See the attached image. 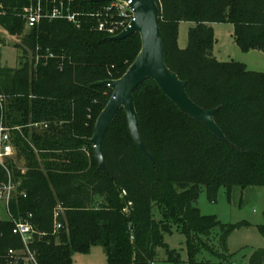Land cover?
<instances>
[{"label": "trees", "instance_id": "trees-1", "mask_svg": "<svg viewBox=\"0 0 264 264\" xmlns=\"http://www.w3.org/2000/svg\"><path fill=\"white\" fill-rule=\"evenodd\" d=\"M6 1L15 6L18 0ZM156 2L167 66L187 83L199 107L218 109L215 122L230 144L181 112L148 79L134 92V101L155 164L134 144L121 109L103 145L109 174L100 171L90 143L91 119L105 109L113 90L98 83L126 74L141 51L140 35L113 41L99 32L96 14L108 3L92 0L74 2L83 14L80 28L56 21L28 29L17 17L2 19L3 29L20 41L22 63L16 70L0 69V94L6 97L0 121L20 128L13 131L15 159L6 168L0 164V187L10 178L17 186L11 220L0 221V264H32L9 255L24 249L13 220L29 215L40 233L31 247L37 264H72L75 253L98 245L106 249L108 264H153L159 247L176 264L181 255L165 243L174 228L187 238L190 264H197L196 256L209 248L204 238L217 230L225 252L221 258H231L227 242L236 226L202 215L194 203L203 188L215 201L222 187L264 186V73L214 58L213 26L232 24L243 52H264V0ZM182 22L194 25L185 50L178 47ZM59 207L62 228L55 234ZM155 207L161 210L159 221ZM259 230L264 236V226ZM250 264H264V248L254 251Z\"/></svg>", "mask_w": 264, "mask_h": 264}, {"label": "rangeland", "instance_id": "rangeland-1", "mask_svg": "<svg viewBox=\"0 0 264 264\" xmlns=\"http://www.w3.org/2000/svg\"><path fill=\"white\" fill-rule=\"evenodd\" d=\"M193 24L182 22L179 24L178 47L187 49L189 45L190 30ZM215 45L212 52L214 58L223 63H242L250 71L264 73V52H243L235 43V28L232 24H214ZM4 46L0 51V69H19L22 63V52L16 47L20 43L16 38L3 32ZM113 92V91H112ZM109 103V102H108ZM102 113V112H101ZM91 119L93 130L97 119ZM93 148V146H92ZM18 166L22 168L21 163ZM202 215L216 217L226 226H236L228 242L227 251L231 258L223 260L225 253L221 246L220 231H215L210 239H205L209 247L196 256L197 264H250V257L254 251L264 248V236L259 230L264 226V186L247 188L233 187L231 191L222 187L215 201H211L203 188L194 203ZM153 215L161 220V210L155 207ZM6 202L0 203V221H10ZM244 223L245 226L237 227ZM165 243L170 251L181 255V262L176 264H190L187 238L180 229L174 228L172 234L165 236ZM72 264H108V255L102 245L94 246L88 253H75ZM153 264H172L168 262L166 249H157V258Z\"/></svg>", "mask_w": 264, "mask_h": 264}, {"label": "water", "instance_id": "water-1", "mask_svg": "<svg viewBox=\"0 0 264 264\" xmlns=\"http://www.w3.org/2000/svg\"><path fill=\"white\" fill-rule=\"evenodd\" d=\"M95 3H109L114 0H92ZM130 3L135 14L131 26L113 37V41H123L132 35L141 37L142 48L134 63L119 80H108L98 86L113 90V95L100 114L94 127V135L90 140L98 169L106 174L109 171L105 164L103 145L105 136L121 109H124L131 138L138 150L152 163L155 161L147 150L140 131L139 116L134 101V92L148 79L153 80L164 95L178 109L204 124L221 142L230 144L223 131L215 122L218 109L205 110L199 107L187 93V83L171 71L166 64L165 46L160 29V11L156 0H119Z\"/></svg>", "mask_w": 264, "mask_h": 264}, {"label": "built area", "instance_id": "built-area-1", "mask_svg": "<svg viewBox=\"0 0 264 264\" xmlns=\"http://www.w3.org/2000/svg\"><path fill=\"white\" fill-rule=\"evenodd\" d=\"M75 0H18L16 5L6 0H0V21L9 17L21 19L28 29L48 22L66 21L77 28L82 26V15L74 9ZM20 3V4H19ZM97 30L110 37H116L126 31L134 21L135 14L130 8V3L114 0L109 2L99 13ZM3 32L8 34L0 23V51L4 46ZM9 35V34H8ZM53 57L52 55H50ZM39 61V58H37ZM6 97L0 94V105L3 107ZM35 128H46V125L36 124ZM20 128H11L6 125L4 119L0 121V164L6 168L11 159H15L16 152L13 141V131ZM16 184L9 180L6 186L0 187V203L6 202L9 212V204L16 190ZM64 211L61 207L55 210V234L59 232L62 225L57 221ZM29 215L27 219L13 220L15 228L13 233L21 238L24 249L21 251L11 250L9 255L14 258H22L32 264H37L32 246L36 236L40 233L35 228Z\"/></svg>", "mask_w": 264, "mask_h": 264}]
</instances>
